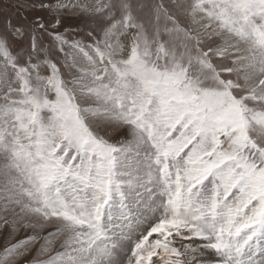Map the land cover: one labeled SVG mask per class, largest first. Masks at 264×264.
Listing matches in <instances>:
<instances>
[{"label":"snow or ice","instance_id":"obj_1","mask_svg":"<svg viewBox=\"0 0 264 264\" xmlns=\"http://www.w3.org/2000/svg\"><path fill=\"white\" fill-rule=\"evenodd\" d=\"M0 16V264H264V0Z\"/></svg>","mask_w":264,"mask_h":264},{"label":"rangeland","instance_id":"obj_2","mask_svg":"<svg viewBox=\"0 0 264 264\" xmlns=\"http://www.w3.org/2000/svg\"><path fill=\"white\" fill-rule=\"evenodd\" d=\"M3 17L0 16V21H2ZM79 25V21H73L70 22L71 27H77ZM51 228L46 229L43 233H41L42 235L46 234L47 231H50ZM31 234V230H28V232H25L23 230H21V232L15 237V239H22L25 235H30ZM7 235V232L0 234V247H2L5 243V237ZM13 242H15V240H13Z\"/></svg>","mask_w":264,"mask_h":264}]
</instances>
